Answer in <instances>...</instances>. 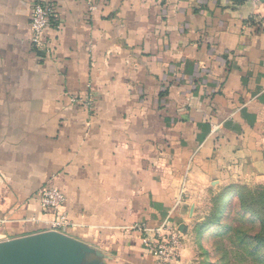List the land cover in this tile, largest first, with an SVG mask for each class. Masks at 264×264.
Here are the masks:
<instances>
[{"label": "crops", "instance_id": "obj_1", "mask_svg": "<svg viewBox=\"0 0 264 264\" xmlns=\"http://www.w3.org/2000/svg\"><path fill=\"white\" fill-rule=\"evenodd\" d=\"M34 1L0 0V243L48 229L55 186L79 264H154L166 219L189 261L192 190L264 184V0H49L48 54Z\"/></svg>", "mask_w": 264, "mask_h": 264}, {"label": "rangeland", "instance_id": "obj_2", "mask_svg": "<svg viewBox=\"0 0 264 264\" xmlns=\"http://www.w3.org/2000/svg\"><path fill=\"white\" fill-rule=\"evenodd\" d=\"M186 190L184 182L180 195ZM263 193L264 184L253 177L245 176L226 177L220 181L216 180L212 185L192 190L191 198L195 200L192 208H195V213L191 220L193 228L187 241L190 260L181 262L185 233L175 226L182 242L179 261L176 264H214L221 261L222 264H255L250 262V258L264 254L254 249V241L249 237L254 234L255 227L247 220L256 212V217L264 218ZM229 199L232 200V205L229 204ZM253 201L255 204H252ZM220 209L230 210L229 216L220 222H213L214 215ZM255 225L258 226V221ZM205 226L210 229L201 233Z\"/></svg>", "mask_w": 264, "mask_h": 264}, {"label": "built area", "instance_id": "obj_3", "mask_svg": "<svg viewBox=\"0 0 264 264\" xmlns=\"http://www.w3.org/2000/svg\"><path fill=\"white\" fill-rule=\"evenodd\" d=\"M259 2L261 0H253ZM90 11H96L100 7V0H87ZM60 28L57 18L56 8L49 0H35L31 19V45L37 52L51 53V41L45 36V30L51 24ZM88 105L92 107L91 102ZM38 199L43 209L53 212V219L47 230L65 233L70 221L63 209L65 194L55 186H44L39 190ZM145 232L143 244L145 249L154 255L155 264H176L179 261L180 250L182 248L181 235L175 225L168 219L159 226L150 230L143 226ZM46 230V231H47Z\"/></svg>", "mask_w": 264, "mask_h": 264}, {"label": "water", "instance_id": "obj_4", "mask_svg": "<svg viewBox=\"0 0 264 264\" xmlns=\"http://www.w3.org/2000/svg\"><path fill=\"white\" fill-rule=\"evenodd\" d=\"M78 246L64 233L47 230L0 243V264H79Z\"/></svg>", "mask_w": 264, "mask_h": 264}, {"label": "trees", "instance_id": "obj_5", "mask_svg": "<svg viewBox=\"0 0 264 264\" xmlns=\"http://www.w3.org/2000/svg\"><path fill=\"white\" fill-rule=\"evenodd\" d=\"M264 194V193H263ZM264 196V195H263ZM229 204L232 205V200L229 199ZM255 201H253L252 204H255L254 203ZM230 214V210L228 209H225L223 211H221V209L214 215V220L213 222H220L221 220L227 218ZM257 212L256 213H253V217H251L250 219H248L247 221L250 223L251 226L254 225L255 227V230L253 231V235L249 238H252V240L254 241V249L255 250H258V251H261L263 252L264 254V218L263 217H256L257 215ZM258 221V226L255 225V223ZM232 227H230L231 229ZM210 227L209 226H205L202 230H201V233H203L204 231L206 230H209ZM229 229V230H230ZM250 262H254L255 264H264V256H259V257H253V258H250ZM214 264H222V261L221 262H216ZM225 264H231V263H225Z\"/></svg>", "mask_w": 264, "mask_h": 264}]
</instances>
